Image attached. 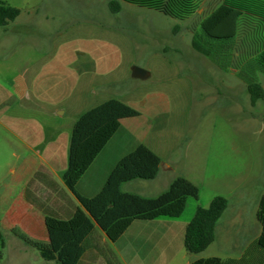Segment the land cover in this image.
<instances>
[{"label": "rangeland", "instance_id": "rangeland-1", "mask_svg": "<svg viewBox=\"0 0 264 264\" xmlns=\"http://www.w3.org/2000/svg\"><path fill=\"white\" fill-rule=\"evenodd\" d=\"M6 1L22 7L37 4L39 10L32 18L26 15L10 22L6 29L0 28L1 84L11 87L12 75L28 55H39L58 40H100L104 49L116 50L121 63L111 74L120 80L117 90L132 85L165 90L170 88L169 71L173 68L174 80L189 84V103L178 104L168 114L171 124L165 129L161 152L175 161L177 175L200 187L204 199L222 194L236 202L235 210H252L253 200L264 188V101L252 103L247 85L257 81L264 86L259 57L264 50V0H235L245 10L239 34L228 42L214 41L210 54L194 46L195 40L208 47L201 23L221 3L234 0H202L196 12L185 19L122 0H118L122 4L118 12L111 10V0ZM24 42L37 46H22ZM222 47L228 49L215 50ZM134 66L151 69L153 75L135 78ZM161 75L163 80L158 79ZM175 87H179L177 91L181 88L178 84ZM57 118L64 122L69 114ZM13 139L0 125V249L4 241V260L14 256L27 264L26 258L34 259L24 250H37L18 235L27 232L5 221V213L15 195L25 194L27 188L40 183L43 160L23 158L28 153L26 146ZM16 147H20V157L13 155ZM60 172L63 176L64 171ZM52 178L60 184L56 171ZM153 184L147 187L156 190L163 182ZM192 202L190 197L189 204ZM110 246L104 245L107 251Z\"/></svg>", "mask_w": 264, "mask_h": 264}, {"label": "crops", "instance_id": "crops-1", "mask_svg": "<svg viewBox=\"0 0 264 264\" xmlns=\"http://www.w3.org/2000/svg\"><path fill=\"white\" fill-rule=\"evenodd\" d=\"M14 6L21 11L11 22L20 21L26 15L32 18L39 10L37 4ZM103 43L104 41L86 39L76 42L54 41L51 49L41 51L39 55H28L22 67L12 75L11 87L7 88L0 83V125L13 136V141L26 146L28 153L23 158L43 160V178L40 183L31 189L27 188L25 194L15 195L5 213L7 223L17 224L35 240H48L46 215L67 219L80 205L77 196L59 173L65 172L68 166L75 122L85 111L108 99L118 98L138 109L140 115L121 120L118 130L76 183L77 191L88 197L96 195L103 188L118 161L141 143L161 157L160 170L153 179L124 182L123 191L155 197L166 191L171 182L180 176L176 173L175 161L164 156L161 150L166 142L165 129L171 124L168 114L178 104L184 106V103H189L186 97L189 84L185 81L176 82L175 70L172 68L168 80L170 88L150 91L143 86L132 85L117 90L115 86L120 80L111 73L115 74L121 63L120 54L116 50L112 51L110 47L104 49ZM22 46L37 45L24 42ZM1 68L6 69V66L1 65ZM149 72L145 79L153 75L151 69ZM163 78L161 75L158 79ZM176 84L181 86L179 91V87H175ZM182 86L185 89H182ZM60 109L63 111L59 114H69L68 120H58ZM16 148L13 155L20 157V147ZM53 171L58 173L60 184L53 180ZM157 181L163 182L159 189L147 187ZM262 192L253 200L252 210L248 213L235 210L236 202L229 200L228 207L217 221L215 240L200 253L189 252L185 247L184 237L186 227L197 207H207L216 196L204 199L201 190L198 198L193 197L192 204H189L192 196L188 198L184 212L178 217L134 219L115 241L110 240L100 229L96 233L103 245L111 243L110 250L122 264H190L199 258L212 256L239 258L262 231V224L257 217ZM36 250L37 252L26 249L24 252H17H23L26 256L29 252L32 253L34 261L26 258L27 264L54 263L44 259L39 250ZM4 259L5 252L1 264H21V260L18 262L14 256ZM78 264L108 263L97 248L90 247Z\"/></svg>", "mask_w": 264, "mask_h": 264}, {"label": "trees", "instance_id": "trees-1", "mask_svg": "<svg viewBox=\"0 0 264 264\" xmlns=\"http://www.w3.org/2000/svg\"><path fill=\"white\" fill-rule=\"evenodd\" d=\"M139 6L158 10L177 19H185L196 12L202 0H124ZM114 12L121 9L118 0L110 1ZM20 8L6 0H0V28L20 14ZM245 10L236 1L221 3L201 23L208 47H202L194 40V46L210 54L214 41L228 42L239 34L240 21ZM227 47L215 50H227ZM264 66V50L260 52ZM252 103L264 101V86L251 81L247 85ZM140 115V111L118 99H108L85 111L75 122L72 130L68 167L63 178L80 201L74 214L67 219L53 215L45 216L48 240L39 241L23 232L18 235L39 250L40 255L54 261L53 264H78L84 252L97 248L108 264H122L117 255L105 249L96 231L102 230L112 240H117L134 219H154L159 216H180L190 196L198 198L200 187L185 176L176 177L169 188L155 197L125 192L122 184L134 179H153L162 164L161 157L146 144H139L124 155L109 174L103 188L96 195L88 197L79 193L76 183L102 151L121 125V120ZM229 205L224 195H216L207 207L198 206L186 227L184 244L192 253L204 251L215 240L217 221ZM257 217L262 224L260 235L246 248L239 258L212 256L199 258L190 264H264V189L259 201ZM5 243L0 249V264Z\"/></svg>", "mask_w": 264, "mask_h": 264}, {"label": "water", "instance_id": "water-1", "mask_svg": "<svg viewBox=\"0 0 264 264\" xmlns=\"http://www.w3.org/2000/svg\"><path fill=\"white\" fill-rule=\"evenodd\" d=\"M149 74H150V72L145 68H142L140 66H134L133 67V76L134 77L146 78L149 76Z\"/></svg>", "mask_w": 264, "mask_h": 264}]
</instances>
